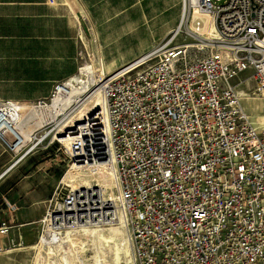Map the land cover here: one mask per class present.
<instances>
[{"label": "built area", "instance_id": "obj_1", "mask_svg": "<svg viewBox=\"0 0 264 264\" xmlns=\"http://www.w3.org/2000/svg\"><path fill=\"white\" fill-rule=\"evenodd\" d=\"M181 7L165 42L111 72L95 68L88 92L70 104L89 107L97 95L65 130L66 145L50 142L67 170L108 172L111 184H57L36 246L69 230L118 226L130 264H264V0ZM61 84L30 107L50 102ZM19 107L0 100L6 152L29 142L16 128ZM38 119L25 123L31 129ZM12 226L0 219V250Z\"/></svg>", "mask_w": 264, "mask_h": 264}, {"label": "rangeland", "instance_id": "obj_2", "mask_svg": "<svg viewBox=\"0 0 264 264\" xmlns=\"http://www.w3.org/2000/svg\"><path fill=\"white\" fill-rule=\"evenodd\" d=\"M112 1L116 5L106 8L92 7L91 14L86 12L85 18L81 17L84 18V24L81 23L83 31L79 35L81 43L77 52V58L80 60L78 67L83 64H91L92 70H94L98 68L100 61L104 73L111 72L147 50L151 45L165 42L178 25L181 16V0L178 5L173 7L165 5L166 0H139L138 2L134 0V5H131L132 0ZM212 1L221 3L223 0ZM43 101H47V98ZM251 109L254 108L251 107ZM30 110L31 108L24 114L27 115ZM86 110V108H79L75 112L69 110L62 116L72 114L70 120L73 119V124L86 114ZM246 110L253 115L258 113L257 107L255 112L248 107ZM61 120L62 117L57 119L56 124L43 128H31V131L34 130L36 134L32 137H38L37 139L43 138L48 129L53 130L32 148L28 143L17 152H3L0 148V175L5 171L0 177V212L7 208V205L10 208L22 205V203H17L21 199L22 201L25 199L22 197L23 193L19 191L20 185L25 183L24 176L34 170H37L41 179H45V175L52 177L50 180L54 181V187L47 191L43 184H38L36 180H33V184L22 192H26L34 198L43 196V206L55 186L57 184L62 186L64 181L70 186L88 184L90 180L94 179L107 183L108 172L105 173L98 169L96 171L81 169L80 167H77L76 170L73 167L67 170L63 154L56 150L55 140L50 142L52 137L58 135L66 125L65 123L54 129ZM26 181L30 183L31 178ZM40 218L41 216L34 224L15 225L10 229L7 238L4 239V246L0 250V264H63L64 259H75V251L79 252L85 264H93L100 245L105 248L102 251L106 253L108 260L113 264H130L124 233L115 227H111L106 232L92 228L87 235L81 234L79 231H68L66 239L68 245L63 246L64 248L55 247V244L36 246L41 226ZM68 247L69 250L66 252ZM8 250L11 251L6 252Z\"/></svg>", "mask_w": 264, "mask_h": 264}, {"label": "crops", "instance_id": "obj_3", "mask_svg": "<svg viewBox=\"0 0 264 264\" xmlns=\"http://www.w3.org/2000/svg\"><path fill=\"white\" fill-rule=\"evenodd\" d=\"M179 3L180 0H166L165 5L173 7ZM113 5L116 4L112 0H0V100L29 108L47 98L53 83L73 77L80 62L79 35L86 12L91 14L92 7ZM36 171L26 174L25 183L20 185L25 199L17 203L22 205H7L0 212V219L12 220L13 226H26L43 215V196L34 198L22 192L33 180L47 191L54 187L52 177L45 175L41 179ZM29 178L30 183L26 181Z\"/></svg>", "mask_w": 264, "mask_h": 264}, {"label": "bare ground", "instance_id": "obj_4", "mask_svg": "<svg viewBox=\"0 0 264 264\" xmlns=\"http://www.w3.org/2000/svg\"><path fill=\"white\" fill-rule=\"evenodd\" d=\"M77 70H78L77 73H75V75L73 77H71L68 80L66 79V80L62 81V84L58 88V93L55 94V96L51 99V101L49 103L43 102V103H40L38 106L30 107L31 110L28 112V114L25 116V118H23V120H22V115L24 114V112L26 110H28L30 108H28L26 106H20L19 107V110H20L21 113H19V115H20L19 116V121H18L19 123L16 125V128L22 134L24 139L26 141H29L28 144L31 145V148L36 146L37 144H39L44 137L41 138V139H37L38 137H32L34 135L32 131H34V130L31 131V129L27 127V125L25 123L26 119H28V118L30 119L32 117H38L39 118L38 121L34 122L33 125H31V126L34 127V128L35 127H37V128H41L42 127L43 128V127H46V126H49V125L56 124L57 123V119L62 117L61 122H58L59 124H57L54 129H56L58 126L64 125L65 123H66V125L62 128V130L60 131L59 134L57 133L58 135H55L52 138H55V139L59 140L60 142H64L65 145H66V141L67 140L64 137L66 135V131L65 130L68 128V126H70V124H72L73 119L70 120V118L72 117L71 116L72 114H65L64 116H62V115L65 112H68L69 110H70V112H73V111L75 112L79 108H86L87 109L86 110V114L89 113L92 110V108L94 106V102H95L96 97H97V95L95 93L92 94L94 97H92L91 102H88V104L90 105L89 107L87 105H85V104L83 106H81V107H76V108H72L70 106L72 101H75V100L79 99L78 96H80L81 94L84 95V92L90 86L91 81H93L92 79L90 80V78H89L91 76V75H89V73L92 74V72H93L92 67H90V65L83 64ZM98 70L100 71V73H102V72L104 73V70H103V67H102V63L100 61H99ZM82 75L85 76L84 79H82V77H81ZM87 92H88V90H87ZM244 104H246V107L250 108V110L255 112L257 106H256V101L254 100V98H247L246 100H244ZM251 107H253L254 109H251ZM20 125H22L23 127H26L27 131L26 132L23 131L19 127ZM28 144H26V145H28ZM73 169L76 170L77 167H73ZM4 173H5V171H4ZM4 173H2L0 175V177ZM64 183H66V181H64ZM101 184L102 185H109V184H111V180L108 179L106 184L105 183H101ZM111 227H115V226H110V227H106V228H98V229L103 230V231L106 232V230L107 231L110 230ZM92 228H95V227L80 228V229H76V230H69V232H71V231H79V232H81V234L87 235L91 231ZM115 228H118V229L122 230L118 226H116ZM122 232L124 233L123 230H122ZM67 233H68V231H66L64 233V235L62 236L61 241L58 242L57 244H55V247L60 246V248H62L63 246H67L68 245V244H66ZM124 239H125V242H126L125 235H124ZM44 241H46L48 243V242H51V241H54V240H53V237L48 233L46 235V237H44ZM85 241H87V240H85ZM83 245H84V242H83ZM126 245H127V243H126ZM71 246L74 247L73 245H71ZM127 247H128V245H127ZM102 249H105V248L102 245H100L99 250L97 251V254L94 257L93 264H113L112 261L108 260L109 258L107 257L106 253H104L102 251ZM68 250H69V247L66 248V252ZM9 251H11V250H8L6 252H9ZM128 251H129V249H128ZM74 253H75V259L74 258L73 259H68V258L64 259L63 264H83L84 261H83V258L79 255V252L75 251Z\"/></svg>", "mask_w": 264, "mask_h": 264}]
</instances>
